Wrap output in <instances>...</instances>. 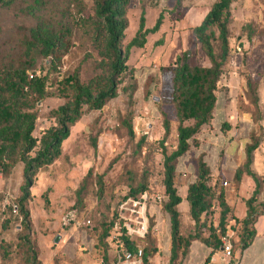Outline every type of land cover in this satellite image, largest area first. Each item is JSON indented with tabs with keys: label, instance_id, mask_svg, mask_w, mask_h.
Returning <instances> with one entry per match:
<instances>
[{
	"label": "rangeland",
	"instance_id": "374dc122",
	"mask_svg": "<svg viewBox=\"0 0 264 264\" xmlns=\"http://www.w3.org/2000/svg\"><path fill=\"white\" fill-rule=\"evenodd\" d=\"M217 1L182 0L178 6V0H130L123 49L137 33L142 10L147 29L154 28L161 14L162 25L157 33L148 36L144 49L131 51L117 98L102 110L87 111L71 128L60 158L37 174L27 209L31 222L29 238L39 262L111 263L118 252L110 244L114 246L116 242L113 226L121 203L143 186L144 192L166 198L161 145L163 114L171 123L170 135L163 144L169 155L177 148L178 124L162 69L175 67L177 59L185 53L190 66H210L193 29ZM231 14L230 56L216 91L214 117L177 162L175 185L179 194L186 184L190 185L186 180L197 178L200 160L210 171L211 187L215 180L223 182L219 174L222 163H246L248 147L257 145L253 159L257 152L264 163V0H236ZM93 17L94 0H16L11 8H0V71L24 61L23 43L39 22L54 26L61 22L72 29L71 47L57 70L40 59L31 72L47 77L48 96L37 106L34 137L38 141L56 124L51 113L72 97L64 81L77 70L84 84L101 74L98 67L101 58L93 45L91 23H87ZM214 46L219 54L218 42ZM22 182L23 164H16L7 175L0 170V244L3 242L11 249L9 258L0 259V264H24L25 249L19 241L24 234L21 218L11 213V206L17 205L20 197ZM221 188L226 189L225 186L218 189ZM163 201L148 207L145 238L132 239L137 248L153 254L148 258L150 264H169L170 260V220L162 210ZM71 212L76 213L77 222L63 226V219ZM219 213L218 203L214 202L205 222L207 229L202 231L203 239L209 237L210 226L215 225L218 230ZM237 213L241 214L240 209ZM186 217L184 213V220L181 219L185 238L191 235L194 226ZM4 221L9 222L5 231L1 229ZM87 221L90 224L84 226ZM110 225L108 239L101 245L99 237ZM231 228L236 232L232 240L233 261L236 252L241 251L242 226ZM227 232L231 233L229 228ZM57 237L61 239L55 244ZM180 256L175 264H184Z\"/></svg>",
	"mask_w": 264,
	"mask_h": 264
},
{
	"label": "trees",
	"instance_id": "16d2710c",
	"mask_svg": "<svg viewBox=\"0 0 264 264\" xmlns=\"http://www.w3.org/2000/svg\"><path fill=\"white\" fill-rule=\"evenodd\" d=\"M181 1L178 0V6ZM15 2L16 0H0V8L9 9ZM234 2L236 0L217 1L202 23L193 29L196 41L210 62L209 67L190 66L188 53H185L183 57L177 59L175 67L162 69L178 124L177 148L169 155L163 144L170 135L171 123L163 114L164 139L161 145L164 158L163 187L166 199L163 201L162 210L170 220L169 264H175L180 255L181 259L185 260L193 241H201L214 250L220 249L219 235L223 237L227 234V229L230 228L228 223L230 224L234 219L225 200V189H218L219 186H223V183L219 184L215 180V185L211 187L209 185L210 171L203 160H200L198 176L187 188L186 200L194 226L191 235L185 238L182 234L181 214L178 211L181 198L175 185L178 160L188 153L194 137L203 127L209 125L214 117L217 103L216 91L230 56L229 27L232 22L231 6ZM129 5L130 0H94V17L87 23H91L93 45L101 58L98 66L101 74L84 84L77 70L64 81V87L71 91L72 97L67 104L51 113L56 124L44 133L40 141L34 137V132L39 115L37 106L48 96L47 77L38 76L35 71L31 72L40 59L48 61L50 67L57 70L62 58L71 47L72 29L61 22L57 26L39 22L29 31V38L23 43L24 61L19 66L0 71V170L7 175L16 164H23V182L19 188L20 197L17 198L15 206L24 232L19 240L25 249L24 264H42L38 261V254L29 238L31 222L30 212L27 209L31 196L30 190L37 174L60 158L62 145L69 139L71 128L87 111L102 110L108 102L117 98L120 79L127 72V62L131 51L144 49L148 36L157 33L162 25L163 14L160 15L153 29H147L145 11L142 10L137 33L123 49L122 43L128 28ZM215 42L219 44V54L216 53ZM189 122L192 125H187ZM128 130L133 136L131 126ZM38 143L40 145L37 150ZM256 149L257 145L247 148L246 163L235 173V183L238 184L246 175L256 184L253 196L246 202L247 216L241 223L242 251L248 248L254 239L256 235L254 226L264 212L253 209L261 189L260 178L251 171L253 153ZM145 190L146 187L143 186L133 190L129 196L137 197ZM214 202L218 203L220 210L218 230L210 226L209 237L203 239L202 231L207 229L205 222ZM8 226L9 222L4 221L1 229L5 231ZM111 230L112 225L102 231L99 237L101 245L105 244ZM114 243V246L110 244V247L115 253L121 249L130 252L137 250L134 240L129 239L125 233L119 235L118 241ZM0 252L2 253L0 259H8L11 249L2 242ZM143 255L144 263L148 264V258H151L153 254L143 251Z\"/></svg>",
	"mask_w": 264,
	"mask_h": 264
},
{
	"label": "crops",
	"instance_id": "0c3cea01",
	"mask_svg": "<svg viewBox=\"0 0 264 264\" xmlns=\"http://www.w3.org/2000/svg\"><path fill=\"white\" fill-rule=\"evenodd\" d=\"M244 164L245 163H222V169L219 170V174H221L223 180L222 183L227 184L225 189V200L234 217L229 226L231 233L227 232V234L234 233L231 226H241L242 221L247 216L246 202L253 196L256 190L255 182L246 175L241 178V181L238 184L235 183V173L237 169ZM251 171L261 180L260 194L253 204V209L255 211L261 209L262 212L264 211V163L261 162L257 152L254 155ZM177 172H179L178 167ZM228 175H230L231 181L227 180V178H229ZM195 180L196 177L190 180V182H187L186 180L185 183L192 184ZM188 186L189 185L186 184L184 191L180 194L178 193L181 198V204L178 206V211L181 214L182 220H184L182 218L184 213L187 215L186 219L190 218V209L186 200ZM228 187L231 189H228ZM237 209H240V215H238ZM154 212L155 211L153 210V213ZM237 222L239 223L237 224ZM214 228H216L215 225ZM254 230L256 235L248 248L236 252L233 261L224 258L221 248L214 250V248L208 247L201 241H193L189 247L184 264H264V212L257 219ZM235 233L234 236H236Z\"/></svg>",
	"mask_w": 264,
	"mask_h": 264
},
{
	"label": "built area",
	"instance_id": "2783aa9c",
	"mask_svg": "<svg viewBox=\"0 0 264 264\" xmlns=\"http://www.w3.org/2000/svg\"><path fill=\"white\" fill-rule=\"evenodd\" d=\"M223 186H227L223 183ZM165 197H156L148 192L141 193L138 197L127 198L117 210V219L114 223L113 239L118 241L119 235L125 233L129 239H144L148 233V207L150 205L160 204ZM12 213L17 215V207L11 206ZM63 226H70L77 222L75 212L68 213L63 219ZM87 221L84 226L89 225ZM233 237L234 233L226 234L221 238V250L225 259L230 260L233 254ZM105 264V263H102ZM109 264H145L143 251L139 248L135 252L128 250H119L115 259ZM150 264V263H148Z\"/></svg>",
	"mask_w": 264,
	"mask_h": 264
},
{
	"label": "water",
	"instance_id": "95a60500",
	"mask_svg": "<svg viewBox=\"0 0 264 264\" xmlns=\"http://www.w3.org/2000/svg\"><path fill=\"white\" fill-rule=\"evenodd\" d=\"M59 241H60V237H57V238L55 239L54 243L57 244V243H59Z\"/></svg>",
	"mask_w": 264,
	"mask_h": 264
}]
</instances>
